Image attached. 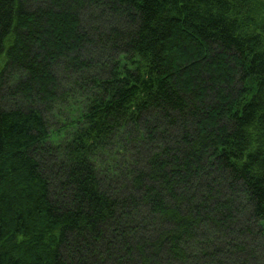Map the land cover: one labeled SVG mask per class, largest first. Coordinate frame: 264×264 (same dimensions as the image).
<instances>
[{
    "label": "trees",
    "instance_id": "16d2710c",
    "mask_svg": "<svg viewBox=\"0 0 264 264\" xmlns=\"http://www.w3.org/2000/svg\"><path fill=\"white\" fill-rule=\"evenodd\" d=\"M0 264H264V0H0Z\"/></svg>",
    "mask_w": 264,
    "mask_h": 264
}]
</instances>
